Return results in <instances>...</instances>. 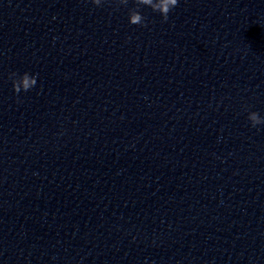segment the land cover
Masks as SVG:
<instances>
[{
	"label": "water",
	"instance_id": "1",
	"mask_svg": "<svg viewBox=\"0 0 264 264\" xmlns=\"http://www.w3.org/2000/svg\"><path fill=\"white\" fill-rule=\"evenodd\" d=\"M249 111L264 0H0V264H264Z\"/></svg>",
	"mask_w": 264,
	"mask_h": 264
},
{
	"label": "clouds",
	"instance_id": "2",
	"mask_svg": "<svg viewBox=\"0 0 264 264\" xmlns=\"http://www.w3.org/2000/svg\"><path fill=\"white\" fill-rule=\"evenodd\" d=\"M148 7H151L153 12H158L161 17L166 21L168 19L169 12L174 9L178 0H141ZM90 3L95 7H100L107 3V0H90ZM118 4L126 5V0H118ZM139 23L135 25H142L143 18L137 17ZM128 22L130 25H134L130 18L128 17ZM9 79L12 81V88L14 93L19 94L21 91L28 92L36 86L37 77L35 75H30L29 73H24L17 77L16 73H11ZM25 83L27 86H25ZM247 120L250 122L251 127L256 128L258 126L264 125V118L254 111H249Z\"/></svg>",
	"mask_w": 264,
	"mask_h": 264
}]
</instances>
